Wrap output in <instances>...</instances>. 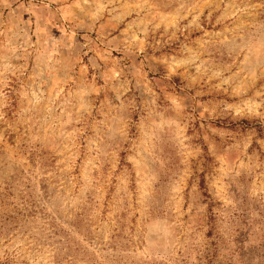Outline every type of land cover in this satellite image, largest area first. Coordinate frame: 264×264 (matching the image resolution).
Masks as SVG:
<instances>
[{"label":"rangeland","instance_id":"rangeland-1","mask_svg":"<svg viewBox=\"0 0 264 264\" xmlns=\"http://www.w3.org/2000/svg\"><path fill=\"white\" fill-rule=\"evenodd\" d=\"M0 264H264V0H0Z\"/></svg>","mask_w":264,"mask_h":264}]
</instances>
